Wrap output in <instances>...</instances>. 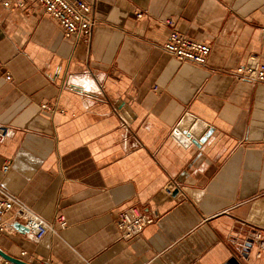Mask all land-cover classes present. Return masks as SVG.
<instances>
[{"label":"crops","instance_id":"crops-1","mask_svg":"<svg viewBox=\"0 0 264 264\" xmlns=\"http://www.w3.org/2000/svg\"><path fill=\"white\" fill-rule=\"evenodd\" d=\"M84 1L90 41L0 0V124L13 131L0 186L57 229L39 243L4 233L0 258L264 264V84L234 77L249 57L264 64V0ZM172 30L210 46L205 66L161 50ZM179 126H206L205 142ZM130 207L153 223L120 240Z\"/></svg>","mask_w":264,"mask_h":264},{"label":"built area","instance_id":"built-area-1","mask_svg":"<svg viewBox=\"0 0 264 264\" xmlns=\"http://www.w3.org/2000/svg\"><path fill=\"white\" fill-rule=\"evenodd\" d=\"M29 3L38 5L44 13L62 30L65 38H77L90 41L92 31L97 26L92 7L84 0H17L16 7H24ZM9 7V3H3ZM138 18L141 14L136 15ZM161 50L180 63L190 62L198 66H205L210 54V46L195 41L184 34L172 30ZM1 67V64H0ZM234 77L239 81H249L264 84V64L256 57H249L244 65L234 71ZM6 79L9 76L6 75ZM13 137L11 128L0 124V143ZM9 164L3 163L2 173L9 170ZM171 183L164 188V194L171 195L175 190ZM9 217L4 219V215ZM61 228L65 226L64 219L57 217ZM153 223L144 209L130 207L121 211L114 220V227L120 240H130L139 235L147 226ZM14 224L22 225L27 236L34 243H39L48 233L56 234L57 229L52 224L34 213L19 199L7 193L0 186V237L15 232ZM260 238V236H257ZM24 254V253H23ZM0 264L5 262L0 258Z\"/></svg>","mask_w":264,"mask_h":264},{"label":"water","instance_id":"water-1","mask_svg":"<svg viewBox=\"0 0 264 264\" xmlns=\"http://www.w3.org/2000/svg\"><path fill=\"white\" fill-rule=\"evenodd\" d=\"M196 124H197V125H200L199 122H197ZM180 131L183 132L184 134H186L187 137H191V138H193L194 140H198V141H200V143H204L205 140H202V138H203L205 132L208 131V129H207L206 126H204V127L202 126V129H201L200 132L197 133V134H196L195 131H193V130H191V131L188 130V131L185 133V131H182V130H181V127L179 126V127L177 128V130L175 131L174 136H175V137H176V136H180V133H179ZM203 132H204V133H203ZM14 228H15V230H24L23 227H22V225H20V224H14Z\"/></svg>","mask_w":264,"mask_h":264}]
</instances>
